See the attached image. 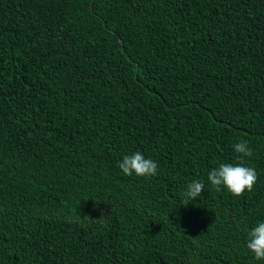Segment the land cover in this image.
Returning <instances> with one entry per match:
<instances>
[{"label": "trees", "instance_id": "trees-1", "mask_svg": "<svg viewBox=\"0 0 264 264\" xmlns=\"http://www.w3.org/2000/svg\"><path fill=\"white\" fill-rule=\"evenodd\" d=\"M221 163L253 190L216 192ZM258 221L264 0H0V264H264Z\"/></svg>", "mask_w": 264, "mask_h": 264}, {"label": "clouds", "instance_id": "clouds-1", "mask_svg": "<svg viewBox=\"0 0 264 264\" xmlns=\"http://www.w3.org/2000/svg\"><path fill=\"white\" fill-rule=\"evenodd\" d=\"M233 148L242 156H252V150L248 147L246 140L235 143ZM118 167L124 175L135 174L138 177L155 176L158 169L154 160L145 158L139 151L123 156ZM207 180L216 192H220L223 187L233 196L240 197L246 190L249 192L253 190L257 181V173L254 168L245 167L242 163H221L217 168L208 172ZM203 190V181L192 180L181 194V203L186 205L195 200L201 196ZM246 247L255 259H264V222L258 221L256 226L248 231Z\"/></svg>", "mask_w": 264, "mask_h": 264}]
</instances>
